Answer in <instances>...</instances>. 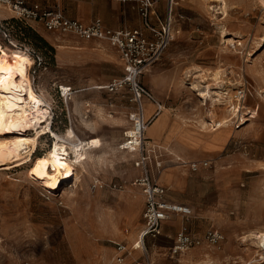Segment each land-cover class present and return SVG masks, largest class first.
Here are the masks:
<instances>
[{"label":"rangeland","instance_id":"obj_1","mask_svg":"<svg viewBox=\"0 0 264 264\" xmlns=\"http://www.w3.org/2000/svg\"><path fill=\"white\" fill-rule=\"evenodd\" d=\"M224 1L227 16L219 14V3L177 0L175 30L180 33L150 74L161 78L160 104L174 122L171 128L177 138L182 135L189 143L197 138L211 149L225 135L232 137L240 116L245 121L228 148L208 158L179 159L163 143L148 145V139L144 140L149 172L169 201L192 212L189 217L171 215L160 236L145 239L142 251L129 239L133 232L136 238L144 225L145 197L135 185L141 175L135 166L138 153L119 149L124 134L137 127L129 118L137 107L129 89L96 88L120 78L121 68L90 64L80 71L76 67L62 70L60 44L46 40L38 27L33 30L29 24L16 23L13 13L0 6V59L27 74L34 93L49 100V128L59 137L72 128L80 139L97 138L102 143L83 165L71 163L72 177L58 192L43 189L27 176L31 164L0 170V264H264L263 250L252 237L264 231V79L258 74H264V6L259 0ZM253 25L257 31L235 33L238 27ZM36 56L40 62L34 61ZM216 73L220 80L214 79ZM101 74L108 76L107 82L90 84L83 78ZM143 81L150 88L147 79ZM206 85L213 99H217L215 92L223 93L224 106L211 109L209 98L206 106L201 105L198 91L207 89ZM62 86L71 88L68 100L59 94ZM242 89L246 95L235 117L231 107L237 105L234 96ZM255 112L256 118L249 121ZM223 118L230 119L228 130L213 133L209 124ZM156 128L148 129L145 138ZM55 142L52 133L42 135L31 161L44 156ZM67 159L73 162V155ZM203 160L212 165L195 173L185 167ZM210 229L223 235L219 247L204 243L181 256L172 255L177 233L203 237ZM116 244L130 252L122 262L116 260ZM195 251L196 256L187 262L178 261Z\"/></svg>","mask_w":264,"mask_h":264},{"label":"built area","instance_id":"obj_2","mask_svg":"<svg viewBox=\"0 0 264 264\" xmlns=\"http://www.w3.org/2000/svg\"><path fill=\"white\" fill-rule=\"evenodd\" d=\"M160 1L121 0L122 3L131 2L136 4L142 28L117 30L110 29L99 23V21L85 25L79 21L72 20L63 14L58 5L44 6L30 0H0V6L8 8L16 20L25 24L37 23L50 32L74 35L81 40H98L108 43L119 54L123 67V77L119 81L105 86L104 89L110 92H117L124 88L130 90L132 95L131 102L137 107V113H133V116L130 115V120L135 126H138V117L143 115V98L154 101L150 91L142 86L140 77L164 57L163 55L169 48L175 34L178 33L175 30L174 8L179 3L177 0H165L166 13L161 18L156 11L157 4ZM35 60L40 62L37 56L34 57ZM59 88V94L62 97L71 92L69 87L65 91L62 87ZM245 95V91L242 89L237 91L234 96L237 105H234L232 110L236 111L235 117L239 114L238 110L241 108L240 104L245 99ZM244 121L245 119L240 116L236 128H239ZM141 122L144 124L142 119ZM124 136L125 140L119 145V149L138 153L135 166L141 169V175L135 181V185L142 189L145 197V208L143 211L144 228L141 232V238L143 239L147 236L156 238L162 234L163 221L168 220L173 214L188 217L191 215V209L167 200L165 189L157 184V180L149 172V157L143 149L144 144L136 145L131 140V137L127 135V132ZM211 165V161L203 160L189 162L185 167H188L190 172L195 173L200 169H207ZM98 186L99 188L103 187L102 184ZM223 240V235L215 229L208 230L203 237H195L188 233L180 232L175 236L171 252H173L172 255H181L193 248L201 247L204 243L219 247ZM137 249H141V247H137ZM116 250H118L117 262L124 261L125 257L130 253L122 244H117ZM260 260H264V250L260 255ZM142 264L151 263L145 261Z\"/></svg>","mask_w":264,"mask_h":264},{"label":"bare ground","instance_id":"obj_3","mask_svg":"<svg viewBox=\"0 0 264 264\" xmlns=\"http://www.w3.org/2000/svg\"><path fill=\"white\" fill-rule=\"evenodd\" d=\"M210 2L223 3V7H219L222 13L219 14L227 15L224 0H210ZM259 3L264 6V0H259ZM215 7L210 6L209 9L213 10ZM225 37L226 35L223 34L224 42L226 41ZM239 45L241 44L239 43ZM258 74L264 79L263 72H258ZM215 75V80L221 79L219 78L220 73ZM211 79L213 78L211 77ZM62 88L65 91L68 87L62 86ZM96 88L104 89L101 86H96ZM206 88L204 91L195 90L199 92L198 96L203 99L201 105L206 106L209 98L213 105L211 109L216 106H224V102L221 99L223 93L220 91L215 92L217 93V99H213L210 96L211 93L207 85ZM260 94L262 93L260 92ZM69 95L70 93L64 95L67 100ZM50 108L49 100L42 95L34 93L27 74L11 69L7 61L0 59V170L8 171L31 164L27 171V176L31 180L36 181L43 189L58 192L64 185H67L68 179L72 177L71 174L74 167H72L71 163L83 165L90 153L100 149L102 143L97 138L82 140L75 135L72 128L67 130L64 137L54 134L49 128L51 122ZM161 109L165 110L163 106H161ZM240 110L241 108L238 110L239 113ZM209 114L212 113L209 112ZM229 120L223 118L220 122H216L213 125L210 122L211 124L209 125L213 127L211 131L214 133L219 130H227ZM137 121L139 122L138 126L129 129L127 135L131 137V140L136 145H141L145 139H148L145 138L147 125L143 115L138 117ZM30 131H34V135H29ZM46 133H52L56 142L44 156H37L32 162L31 156L37 149L41 136ZM69 155H73V162L67 159ZM252 237L257 241V246L264 250V231L258 232ZM133 245L135 249L142 246L141 235H138Z\"/></svg>","mask_w":264,"mask_h":264},{"label":"crops","instance_id":"obj_4","mask_svg":"<svg viewBox=\"0 0 264 264\" xmlns=\"http://www.w3.org/2000/svg\"><path fill=\"white\" fill-rule=\"evenodd\" d=\"M30 1L36 2V3L44 5V6L58 5L66 17H68L72 20L79 21L85 25H89L93 22L99 21V23L103 24L104 26H106L110 29H114V30L123 29V28H128V29L142 28V22H141L139 13L137 11V6L135 3H131V2L122 3L121 0H58V1H55V0H30ZM228 1L230 3H233L232 2L233 0L232 1L228 0ZM209 2H210V0H209ZM210 3H212V2H210ZM225 4H226V2H225ZM223 5L224 4L221 3L219 5V7H223ZM177 6L174 8V17H175L176 22L178 19L177 14H176V11L178 8ZM226 6H227V4H226ZM219 10H221V9H219ZM156 11H157V14L159 15V17L163 18L165 16V13H166L165 12L166 11V1L165 0H161L157 4V10ZM219 13H222V10ZM223 16H225V15L223 14ZM242 21H244V20H242ZM28 24L34 30H36V27H38L37 32L39 34H42L41 36H44V38H46V40L51 42L53 45H56L57 43L60 44V52L61 53H59V61H60V66H61L62 70H65V69L73 70L76 67L80 71V69H86V67L90 64L101 65L102 67L103 66L108 67L109 65L119 66L121 68L120 78L114 79L106 85H99V86H103V88L105 86L113 83V82L119 81L123 77V67H122V64H121V61L119 58V54L114 49H112V47H110L108 43L103 42V41H98V40H81V39L75 37L74 35H70V34L63 35L62 37H56V35H55L56 33L45 30L41 25H39L37 23L31 22ZM175 27H176V25H175ZM250 30L252 32H254V31H257L258 29L254 25L252 26V28L247 27V26H242V27H238L237 30L235 31V33L241 34V33L248 32ZM179 33L180 32L176 33L175 36H177V34H179ZM223 34H225V32H223ZM223 34H222V36H223ZM231 35H234V34H231ZM175 36H174V38H175ZM234 36L236 37L237 35H234ZM263 41H264V39H263ZM154 66L152 68H150L147 72H145V74H143L140 77V82H141L142 86L144 88H146L148 91H150V94L154 98V101H151L147 98H143V100H142L144 121H145V123L150 125L149 127L147 126V131L145 132V134L148 132V129L154 128V127H156V125H158V128H156L155 133H153L152 135L148 134V145L149 144L150 145H158V144L163 143V145H165L164 148H166V150L168 151V153L170 155L175 156L179 159L186 158L188 160L213 157L215 154H217V153L225 150L226 148H228L230 139L235 135V132H237L240 129V127L235 128L236 130H233L234 134H232V137L228 138L225 135L224 137L221 138L222 140H221L220 144L218 142L216 147H213L211 149L206 148L204 143L201 142V140L199 141L197 138H195V139L193 138V141H191L189 143L186 141V139L184 137H181L182 135H180V134H179L180 136L178 138L176 137V134L173 132V129L171 128V126H172V124H174V122L171 121L169 114L166 112L167 109L165 107H164L165 110L161 109L162 105L160 104V101H162V99H161L160 94L158 93V91H159V88H158L159 80L158 79H161V78L159 76H152L153 74H150V72L154 68ZM83 78L87 79L88 83H90V84L97 83V82L102 83L105 81L107 82V80H108V76L103 75V74H101L99 77L97 76V77L87 78L84 76ZM144 78H146L147 81L149 82L150 88H148L147 85L144 83V81H143ZM90 86H92V85H90ZM124 89H128V88H124ZM124 89H120L119 91L121 92ZM102 90H106V89H102ZM102 90H98V91H102ZM82 91H86V89H84ZM119 91H117V92H119ZM129 94L132 98L131 93H129ZM256 112L251 115V117L248 119L249 121L256 118ZM166 119H168L167 123H169V124L166 125L165 122H164L165 124L164 123L161 124L162 123L161 121L162 120L166 121ZM146 121H148V122H146ZM227 130H228V128H227ZM242 130H245V129H242ZM190 133H192V132H190ZM194 134H199V133H194ZM224 134H226V132ZM186 144H189L188 146L190 147V149L187 147ZM122 152H125V151H122ZM135 154H137V153H135ZM200 170H202V169H200ZM151 175L153 178H155L153 176L152 172H151ZM155 180H156V178H155ZM156 182L158 185H160L158 183V180ZM166 198H167V194H166ZM167 200H168V198H167ZM169 202H171V201H169ZM171 203H173V202H171ZM178 205H180V204H178ZM182 206H185V205H182ZM186 207H188V206H186ZM191 212H192V210H191ZM121 219H122V221L125 220L123 218H121ZM127 219H128V216H127ZM166 221H168V220H166ZM166 221H163V223H162V230H163V225ZM119 222L120 221L115 222V223L113 222V224L111 225V228L116 229L118 227ZM143 228H144V225H143ZM143 228H142V230H143ZM142 230H141V232H142ZM141 232L138 235H141L142 234ZM136 234L137 233H134V232L129 234V239L133 243L138 237L137 236L135 238ZM177 235H178V233H177ZM194 236L198 237V235H194ZM199 237H202V236H199ZM147 238H151V237L147 236V237L143 238L142 243ZM174 239H175V237H174ZM199 248L196 247L193 249H199ZM138 250L142 251V249H138ZM196 253L197 252L195 251V252L187 255L184 259H179L178 261L179 262H187L189 259H191V257H195ZM181 255H183V254H181ZM181 255H176V256H181ZM111 258H112L111 256H106L107 260L108 259L111 260ZM108 264H110V262H108Z\"/></svg>","mask_w":264,"mask_h":264},{"label":"trees","instance_id":"obj_5","mask_svg":"<svg viewBox=\"0 0 264 264\" xmlns=\"http://www.w3.org/2000/svg\"><path fill=\"white\" fill-rule=\"evenodd\" d=\"M15 22H16V23H20V24H22V23H23V22H21V21H18V20H16V19H15ZM33 30H34V29H33Z\"/></svg>","mask_w":264,"mask_h":264}]
</instances>
